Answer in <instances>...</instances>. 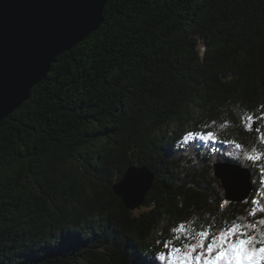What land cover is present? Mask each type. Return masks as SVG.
Listing matches in <instances>:
<instances>
[{"label": "trees", "instance_id": "16d2710c", "mask_svg": "<svg viewBox=\"0 0 264 264\" xmlns=\"http://www.w3.org/2000/svg\"><path fill=\"white\" fill-rule=\"evenodd\" d=\"M262 106L264 0H110L0 124V264H167L180 223L251 222ZM226 162L251 170L245 202L224 204ZM130 166L156 176L139 212L113 192Z\"/></svg>", "mask_w": 264, "mask_h": 264}, {"label": "water", "instance_id": "95a60500", "mask_svg": "<svg viewBox=\"0 0 264 264\" xmlns=\"http://www.w3.org/2000/svg\"><path fill=\"white\" fill-rule=\"evenodd\" d=\"M110 0H0V124L30 100L32 89L57 58L87 39L104 23ZM225 199L245 202L254 191L252 173L240 165L216 163ZM155 174L130 166L113 186L126 209L136 210L153 188Z\"/></svg>", "mask_w": 264, "mask_h": 264}, {"label": "snow or ice", "instance_id": "6c2138e0", "mask_svg": "<svg viewBox=\"0 0 264 264\" xmlns=\"http://www.w3.org/2000/svg\"><path fill=\"white\" fill-rule=\"evenodd\" d=\"M264 107V106H262ZM246 130L252 131L257 121H264V113L259 117L249 115ZM260 133L259 128H255ZM215 134L208 132H189L184 137V142L190 140L214 139ZM264 140V135L260 137ZM239 149L242 146L236 144ZM249 161L255 163L264 159V154L253 156L246 154ZM260 185L264 186V168L260 170ZM228 201H224L227 204ZM253 208L249 213L253 220L246 224L231 223L230 226L213 232L212 226L194 229L185 223H180L171 231L174 233L172 239L163 243L162 251L158 257L160 260H167L168 264H264V217H258L256 207L264 213V203L258 195L251 201ZM176 241H182L177 246Z\"/></svg>", "mask_w": 264, "mask_h": 264}, {"label": "rangeland", "instance_id": "374dc122", "mask_svg": "<svg viewBox=\"0 0 264 264\" xmlns=\"http://www.w3.org/2000/svg\"><path fill=\"white\" fill-rule=\"evenodd\" d=\"M142 207H143V206H142ZM142 207H140L139 209H137V212L143 210ZM167 264H168V262H167Z\"/></svg>", "mask_w": 264, "mask_h": 264}]
</instances>
